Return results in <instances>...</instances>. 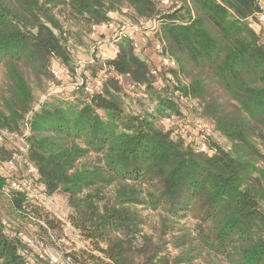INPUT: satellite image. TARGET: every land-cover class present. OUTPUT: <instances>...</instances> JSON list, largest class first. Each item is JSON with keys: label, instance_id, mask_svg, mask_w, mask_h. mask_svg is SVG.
<instances>
[{"label": "trees", "instance_id": "1", "mask_svg": "<svg viewBox=\"0 0 264 264\" xmlns=\"http://www.w3.org/2000/svg\"><path fill=\"white\" fill-rule=\"evenodd\" d=\"M259 10L257 0H0V136L24 139L26 170L69 212L34 205L0 172V264H40L21 237L28 225L52 243L69 240V225L86 245L75 243L67 264H264V31L248 26ZM120 12L157 21L148 45L161 42L171 77L126 38L100 94L40 101L60 84L54 62L75 74L71 30L92 36ZM142 92L153 111H129L125 99ZM179 100L196 103L208 151L176 123ZM143 211L161 213L157 241Z\"/></svg>", "mask_w": 264, "mask_h": 264}, {"label": "rangeland", "instance_id": "2", "mask_svg": "<svg viewBox=\"0 0 264 264\" xmlns=\"http://www.w3.org/2000/svg\"><path fill=\"white\" fill-rule=\"evenodd\" d=\"M125 13H113L112 18L114 23L116 24L117 28L118 26L123 24H130L133 26L138 27L140 30L144 31L146 29H152L153 23H138L134 21V18L128 16ZM65 29L69 30V27L65 25ZM122 29V28H121ZM72 33L68 35L69 42V50L72 56V65L75 70V74L67 75V77H62L60 84L52 83L50 87L48 88L47 92L45 94L40 95V101L46 99L47 97L56 96L59 97V99H68L69 101H73L74 96H69L72 92L74 87V83L79 79V77L82 74H85L86 72H89L86 69H89L90 71H93L95 69V72L98 74L101 71L105 69V64L108 65L109 61L115 59L114 55L112 53V49L116 44L113 42V38L116 36L117 33L114 32L111 36L109 35L106 40L105 37H101L102 35L93 33L92 36H90L89 31H83L79 29L78 27L73 28ZM105 40V41H104ZM151 47V46H149ZM149 48L148 50H150ZM152 51V50H151ZM111 52V53H110ZM153 52V51H152ZM104 54L109 56V59L107 60L105 57H103ZM145 49L138 52V55L141 57H144L148 60L147 56H145ZM154 53V52H153ZM95 60V63H92ZM56 63L54 62V65L56 67ZM104 68H103V66ZM89 67V68H88ZM95 67V68H94ZM107 69V68H106ZM162 68H159L158 70L161 71ZM162 76L168 78L171 77V74L168 71H161ZM78 73V75H76ZM63 75V74H62ZM95 76L94 74H92ZM161 76V77H162ZM129 82H126L124 91H129L132 94V91L135 92L134 94H139L140 90H132L130 91V88L128 87ZM157 87H162V84L159 83L156 85ZM170 93H173L175 90V85L173 83L168 84ZM141 94V93H140ZM141 101L135 100L133 101V96L127 97L125 99L127 109L131 112L135 113H143L144 111H153V108L155 107L152 99L150 97H147L146 94L142 92ZM154 100H158V97L154 96ZM176 110L177 112L183 117L182 119L178 120L180 121V125H185V123L188 122H195L200 120L199 110L196 107V103L194 102H187V101H177L176 102ZM23 140V142H22ZM211 142L215 143L216 145L220 146L221 148L228 149L230 147V143L228 140H226L223 136L214 134L212 136ZM2 146H0V158L7 159L11 153H15V159L14 162L17 165L16 169L10 168L8 165L5 168V171L3 172L4 175H8L10 178L13 179H19L21 178V174L27 173V165L23 162V159L21 158V148L24 145V139L20 138L17 139L16 137H9L8 139H5L0 142ZM6 145V146H5ZM19 174V175H18ZM34 205H42L49 211H51L54 215L60 217L63 220H67L68 217V206H67V198L63 195L55 194L52 196H42L41 201L33 202ZM39 203V204H37ZM161 213L160 212H150V211H143V215L147 218L146 224L144 225V230L148 232L150 235H153L155 240L157 241L158 238V230L160 228V219H161ZM14 233L17 231V228H9ZM21 237L24 238V241L27 243L29 249H28V258L31 261H36L40 264H67L65 260V254L69 253V250H71L76 244L78 245H86V243L77 236V234L73 231V229L69 228V225L66 227L67 233L69 234V240H62L56 243H52L49 239L45 238L44 236H41L39 233V230L37 227H34L32 225H28L26 227L21 228ZM66 231V230H65ZM32 241L33 243L29 242ZM76 243V244H75ZM174 255L176 254L175 250H172ZM37 258V259H36Z\"/></svg>", "mask_w": 264, "mask_h": 264}, {"label": "built area", "instance_id": "3", "mask_svg": "<svg viewBox=\"0 0 264 264\" xmlns=\"http://www.w3.org/2000/svg\"><path fill=\"white\" fill-rule=\"evenodd\" d=\"M259 2L260 10L251 18L248 19V26L250 28H259L260 30L264 31V0H257ZM162 3L164 6L169 5V0H162ZM113 13L110 15L112 18ZM113 19V18H112ZM153 27L152 29L148 30H140L138 27L130 25V24H123L118 26L117 28L114 21L110 23H106L103 25H100L99 27L95 28V34L101 32L105 29H114V32L117 33L116 36L113 38V42L116 44V46L113 47V55L114 58L118 55V47L117 43L121 41L122 39H130L133 42V45L135 49L140 52L143 50L146 45L148 44V32L155 35L157 30L159 29V24L157 21H153ZM122 28V29H121ZM142 34L141 40L138 39L137 35ZM152 50L160 57L161 63L163 66L167 67H175V62L169 58L168 56H163V45L160 41L156 40L153 43ZM111 53V52H110ZM103 57H105L107 60L109 59V56L103 53ZM95 63V60L92 62ZM105 69L98 73L96 76H93L90 72H86L85 74H82L79 79L74 83L73 90H80L84 89V91L89 95H95L100 94L103 90L104 82L107 77V69H110L107 64L104 65ZM107 68V69H106ZM53 73L58 79H62L61 73L57 67L53 69ZM155 73V72H154ZM156 74V73H155ZM78 75V73L76 74ZM168 122H171L168 120ZM179 124L181 128V131L183 133H188L189 140H197L201 149L203 151H208V136L210 134L209 127L202 121L198 120L195 122H188L185 123V125H180V121L176 122ZM23 139V138H22ZM4 137L0 136V141H3ZM23 142V140H22ZM27 149L26 147L21 148V158L23 159L24 153H26ZM10 166L12 169H16V164L14 161H10L7 163H1L0 162V172L3 173L5 171V168L7 166ZM19 175V174H18ZM21 178L19 179H13L11 178V184L12 187L23 192H27L28 196L32 199V201H41L42 196H46L45 188L38 183V177L36 169L34 167H30L27 170V173L21 174ZM33 243L31 240L29 241Z\"/></svg>", "mask_w": 264, "mask_h": 264}, {"label": "crops", "instance_id": "4", "mask_svg": "<svg viewBox=\"0 0 264 264\" xmlns=\"http://www.w3.org/2000/svg\"><path fill=\"white\" fill-rule=\"evenodd\" d=\"M99 35H102L101 37H105L106 40H111V39H107V37L112 34H114V29H105V30H102L101 32L97 33ZM149 36H148V42H149V39L153 36V34L149 33ZM138 39L141 40L142 38V34H138L137 35ZM105 41V40H104ZM150 45H146V47L144 48L145 49V56H147V58H149L150 60H148L152 65L156 66L158 69L161 68V59L160 57L152 50L151 47H149ZM149 48H151L150 50H148ZM154 52H152V51ZM56 67L59 69L60 73H61V76L64 78V77H67L65 74L66 71L65 69L63 68V66L60 64V63H56ZM63 74V75H62ZM63 80V79H62ZM1 142V141H0ZM1 144V143H0ZM2 146V145H0Z\"/></svg>", "mask_w": 264, "mask_h": 264}]
</instances>
